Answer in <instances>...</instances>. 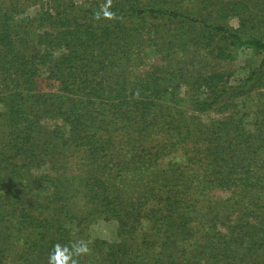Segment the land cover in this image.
<instances>
[{
  "label": "trees",
  "instance_id": "1",
  "mask_svg": "<svg viewBox=\"0 0 264 264\" xmlns=\"http://www.w3.org/2000/svg\"><path fill=\"white\" fill-rule=\"evenodd\" d=\"M81 241L264 264V0H0V264Z\"/></svg>",
  "mask_w": 264,
  "mask_h": 264
},
{
  "label": "clouds",
  "instance_id": "2",
  "mask_svg": "<svg viewBox=\"0 0 264 264\" xmlns=\"http://www.w3.org/2000/svg\"><path fill=\"white\" fill-rule=\"evenodd\" d=\"M88 251V245L84 241L73 245L71 252L67 248L61 249L60 246H56L54 254L50 256V264H75L73 255L85 254Z\"/></svg>",
  "mask_w": 264,
  "mask_h": 264
},
{
  "label": "rangeland",
  "instance_id": "3",
  "mask_svg": "<svg viewBox=\"0 0 264 264\" xmlns=\"http://www.w3.org/2000/svg\"><path fill=\"white\" fill-rule=\"evenodd\" d=\"M92 230L94 236L96 237H100L109 241H114L117 239V237L115 236V228L112 225L110 226L109 224L99 223Z\"/></svg>",
  "mask_w": 264,
  "mask_h": 264
}]
</instances>
